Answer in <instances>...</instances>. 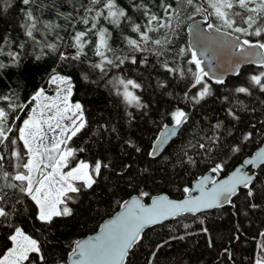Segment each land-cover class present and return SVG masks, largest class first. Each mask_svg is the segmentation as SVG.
Returning a JSON list of instances; mask_svg holds the SVG:
<instances>
[{
  "label": "snow or ice",
  "instance_id": "obj_1",
  "mask_svg": "<svg viewBox=\"0 0 264 264\" xmlns=\"http://www.w3.org/2000/svg\"><path fill=\"white\" fill-rule=\"evenodd\" d=\"M10 9L18 35L0 29V80L22 78L26 56L46 80L23 99L19 84L0 89V264H64L53 241L97 196L119 197L122 211L73 242L71 264H135L144 230L170 219L184 232L169 240L201 237L212 264H264V0H0V15ZM186 21L190 40L178 45ZM224 59L238 78L241 65L254 68L228 88L218 74ZM76 80L108 89L116 117L93 127L73 100ZM149 90L167 104L158 118L143 99ZM141 122L157 130L147 150ZM92 147L91 159L79 158ZM201 165L207 174L181 187L179 178ZM162 183L183 198L144 190ZM213 211L229 216L221 242ZM189 216L195 232L179 219ZM168 243L146 264H158ZM238 251L247 253L239 261Z\"/></svg>",
  "mask_w": 264,
  "mask_h": 264
},
{
  "label": "trees",
  "instance_id": "obj_2",
  "mask_svg": "<svg viewBox=\"0 0 264 264\" xmlns=\"http://www.w3.org/2000/svg\"><path fill=\"white\" fill-rule=\"evenodd\" d=\"M18 20V16L14 9H10L7 14L0 15V29H4L7 32H11L13 36L18 35V32L15 31V26ZM191 21H186L183 25L184 31L180 33V37L177 40L178 45L186 46L188 43L187 38V24ZM27 67L23 73V77L18 79L17 75H10L3 80H0V89L6 90L7 88H16V85L19 84V94L21 98H26L31 96L38 87L45 86L46 74L33 66L32 63L28 62L29 58L25 57ZM48 66L55 67L57 66L52 59H49L47 62ZM254 66L246 65L240 68L241 77L227 76L225 78L226 85L228 88L232 87V84L238 79H246L247 75L253 70ZM71 71V69H69ZM125 74L131 78H135L138 73L135 72H125ZM147 76V73H144ZM51 94V92L49 93ZM159 94H153L151 90L143 94V99L145 102L151 101V107L153 109L152 115L154 118H158L157 109L163 111L167 108V104L157 103ZM115 97L109 94L108 89L101 87H96L95 85L85 83L80 80H76V89L75 95L73 97L74 101L81 102L86 108V115L88 119L92 122V126L95 127V121L103 119H111L116 117L115 111ZM199 118V117H198ZM142 131H137V135L141 136L143 139L142 147L149 148L151 142L157 134L156 128L149 122L148 125H143L141 122ZM151 129V131H149ZM189 137H178L175 139V142H170L169 145H166L165 155L171 153L175 154L178 149H180L186 140ZM84 139L76 138L74 140V146H83ZM259 147L257 145H250L246 150V154H251ZM96 147H92L91 152L79 154L80 159H91L92 153L96 152ZM239 163V161H237ZM206 173L204 166L201 165L200 168H194L191 172L184 173L179 178V185L182 186H191L192 182L199 176ZM143 187V186H142ZM144 190H151L153 195L165 194L170 198H181L183 197L182 191L177 190L176 185L172 184H160V186L154 187L149 184ZM131 192V189H129ZM135 192H132V195H135ZM130 196H124V199H127ZM119 197L109 199L107 196L103 198L104 202H98L100 197L97 196L96 200L91 202L85 201L81 206L80 211L77 213L76 219L72 220L69 218L67 226L62 225L59 229V233L56 236L53 243L56 244L55 257L60 259L63 257L64 262L68 257L70 252V246L75 240H78L88 234L95 232L101 222L112 215L115 211L119 209V205L115 203V200ZM148 202V201H146ZM91 207V211H88ZM223 211V210H221ZM230 212L231 210L228 209ZM213 216L216 217L217 224L220 226L218 232L216 233L218 242H221L222 237H226L230 228V220L228 213L225 212L223 216H217L216 212L213 211ZM183 223H188L192 225L191 231L195 232L198 230V223H193L192 217H181L179 218ZM264 219V217H261ZM260 220L255 222L254 227H260ZM184 229L180 227L176 220H170L164 222L162 225H156L151 228L144 230V239L141 246L137 249V257L135 259V264H146V260L150 255L151 251L155 249V246L159 243H163L168 240L169 243L159 253L158 264H212L213 262V252L212 250L206 249L204 246V240L199 236L186 237L184 241L179 240H169L172 235L183 234ZM0 235H3L0 232ZM43 240V237H41ZM199 242V243H198ZM3 242H0V249L3 248ZM251 247L252 245H247ZM48 246L46 245V248ZM203 253V255H201ZM247 255L245 252H237L236 256L239 259Z\"/></svg>",
  "mask_w": 264,
  "mask_h": 264
},
{
  "label": "water",
  "instance_id": "obj_3",
  "mask_svg": "<svg viewBox=\"0 0 264 264\" xmlns=\"http://www.w3.org/2000/svg\"><path fill=\"white\" fill-rule=\"evenodd\" d=\"M191 23V22H190ZM190 23H188V24H190ZM188 26V25H187ZM186 29H187V27H186ZM187 38H188V41L190 40V36H189V33H188V29H187ZM220 64H221V67L219 68V70H218V74H222L223 76H224V79L227 77V76H234V74H233V68L231 67V65L228 63V61H227V59H224V60H221L220 61ZM247 64H243V65H241L240 66V68L241 67H243V66H246ZM255 151H256V149H255ZM254 151V152H255ZM253 152V153H254ZM205 174H207V172L206 173H204L203 175H205ZM202 176V175H201ZM200 177V176H199ZM199 177H197L193 182H192V184L191 185H194L195 184V182H196V180L199 178ZM194 194H198V193H194ZM158 195H165V194H158ZM170 198V197H169ZM183 197H181V198H170V199H182ZM127 199H130V197H128ZM148 202H150V201H148ZM122 211V209L119 207V209L117 210V211H115L112 215H110V216H108L107 218H105L102 222H101V224H100V226L101 225H103V224H105L109 219H111V218H113V217H115L119 212H121ZM170 220H172V219H170ZM169 220V221H170ZM165 222H167V221H165ZM100 226H99V228L95 231V232H93V233H91V234H88V235H86V236H84V237H82V238H80V239H78V240H86V239H89L90 237H92V236H95V235H97L98 233H99V229H100ZM147 229V228H146ZM145 229V230H146ZM64 264H71V260H69L68 259V257H67V259H66V261L64 262Z\"/></svg>",
  "mask_w": 264,
  "mask_h": 264
}]
</instances>
